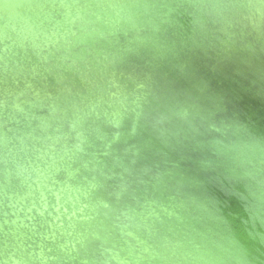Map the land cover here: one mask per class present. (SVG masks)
Here are the masks:
<instances>
[{
	"label": "water",
	"instance_id": "1",
	"mask_svg": "<svg viewBox=\"0 0 264 264\" xmlns=\"http://www.w3.org/2000/svg\"><path fill=\"white\" fill-rule=\"evenodd\" d=\"M263 58L264 0H0V246L21 253L44 230L40 213L30 223L32 204L9 195L10 186L25 187L40 157L71 153L78 168L76 154L93 146L110 153L114 169L104 181L121 195L109 194L110 185L104 194L116 221L133 232L121 255H142L153 233L165 240L199 234V246L209 245V233L182 229L179 214L157 203L163 193L208 195L232 181L227 169L251 172L264 160ZM126 112L134 113L139 134L120 140L136 145L135 155L106 142L107 128L86 134L85 121L103 114L99 122L120 132ZM95 157L87 161L106 164ZM150 202L155 209L146 208V217ZM136 213L144 216L138 226ZM120 254L108 253L104 264H117ZM167 254L163 246L161 259Z\"/></svg>",
	"mask_w": 264,
	"mask_h": 264
},
{
	"label": "rangeland",
	"instance_id": "2",
	"mask_svg": "<svg viewBox=\"0 0 264 264\" xmlns=\"http://www.w3.org/2000/svg\"><path fill=\"white\" fill-rule=\"evenodd\" d=\"M216 103H221L222 105L224 100H219ZM89 113L88 117H91ZM125 116L123 124L118 128L121 133L116 130L117 128L111 126V122H107V124L99 122L98 119H104L103 114L98 116V118L85 121L84 128L88 129L86 134L91 135V137L93 135L96 136L107 128L109 136L105 135L106 142H110L112 145L120 144L123 151L126 148L128 152L135 155L136 151H133V148L136 145L128 147L126 146L128 140H120L123 134L127 137H134L139 134L138 124L134 123L136 120L134 113L126 112ZM211 117V122L215 126L214 116L211 115ZM135 124L136 127L134 126ZM257 125L260 126V124ZM132 127L134 128L131 129ZM213 129L215 130V127ZM89 131H93V133L88 134ZM242 131L245 133V129H242ZM116 133H120V137L118 136L119 138L117 139L114 137ZM245 134L248 136H245L244 139L249 141L251 135H249V132ZM87 137L85 136V139ZM68 140L69 138L67 137L62 138L60 141L69 142ZM246 141L245 143H240L247 145ZM83 143L84 151H86L90 145V139L88 138V145H85V140ZM5 149L10 150V147L6 144ZM103 150L107 151V148H103V146L96 148L93 146L89 148L88 153L85 152V155L76 154L83 159V163H80L81 166L78 168L74 166L76 161L70 164L72 159H74V155L71 153L68 155L61 154V156L55 158L50 156L51 160L41 159L42 157H40L42 164L37 163V166L35 165L36 168L32 167L34 172L31 174H34V176L31 181L24 178L27 183H24L25 187L18 181L10 186L12 191L9 195L20 194L19 198L24 200L26 197L25 199H29L32 204L27 211H33L26 216L28 220L30 219V223L36 224L34 220L36 218L35 213H40L41 219L46 224L43 222V234H39L38 241L25 244L21 253L16 251V248H12L11 244L0 246V260H4L5 264H104L111 259L108 253H112L113 256L114 254H120L125 247H129L130 243L134 242L133 232L131 230L128 231L123 224H119L116 221L117 209L110 204L106 194H104L105 190H109L108 185L110 187L114 185H107L104 181L111 178L106 176V170L110 168L107 162L110 163L111 161L106 159L110 153L102 155ZM260 150L264 153V145ZM66 151L68 152V149ZM95 154L105 160L106 164L103 165L100 162L92 165L90 160L87 161V158L96 159ZM121 160V158H117L113 162L121 165ZM66 162H69V164L66 165ZM30 163H32L31 160ZM30 165L32 166V164ZM80 168L82 169L80 170ZM255 168L251 172L227 169L228 171L225 172L228 173L230 179L232 178V183L225 181L221 184L219 190H212L208 194L209 196L207 193L204 194L205 192L199 197L192 194L185 195L182 192L179 193L180 196L170 197L163 193L162 196L164 197H162L160 203H157V207L159 206L162 209L164 207V210L168 213H178L182 221L185 222L181 224L182 229L186 225H193L199 226L196 228L197 231L204 230L205 233H209L210 239H207L210 243L209 245L217 248L225 244L234 248L237 254L241 256L240 258L244 260L243 264H264V160L257 163ZM97 170H99V173H97ZM100 173H103V175ZM2 181L0 179V182ZM228 183L231 185H228ZM250 185L253 186L250 187ZM113 188L111 187L113 191H108L109 194L117 192L118 196L121 195ZM75 191L77 192L75 193ZM226 191L228 194H226ZM5 192H8V190H5ZM215 194L219 198H216ZM226 195L228 196L225 197ZM31 197L40 204L38 203L39 205L37 206L33 205L34 201L30 200ZM60 206L62 207L60 208ZM146 208L149 209L148 211L154 210L153 202L146 203L141 212L143 215L145 213L144 216L147 217L148 211L145 212ZM139 214L136 213L133 216L135 225L137 224L136 221H143L144 216L138 217L137 215ZM145 220L148 221L149 219L145 218ZM156 223L157 221H155L154 225ZM158 223L161 224V222ZM47 224L48 226H46ZM129 225L127 224L128 227ZM144 230L145 228H143V232ZM201 238L204 237L199 234L183 237L180 233L167 238L169 240H166L164 247L167 249L168 254L163 256V260L159 261L158 264H195L191 253L200 245L199 241L202 240ZM181 242L184 244H182L180 249ZM182 249L186 251H181ZM189 251L190 254L184 253ZM20 254L22 258L19 257Z\"/></svg>",
	"mask_w": 264,
	"mask_h": 264
},
{
	"label": "bare ground",
	"instance_id": "3",
	"mask_svg": "<svg viewBox=\"0 0 264 264\" xmlns=\"http://www.w3.org/2000/svg\"><path fill=\"white\" fill-rule=\"evenodd\" d=\"M69 163V162H68ZM67 187V186H66ZM69 187V186H68ZM64 188V187H63ZM80 189V188H79ZM68 190V189H67ZM63 191V189H62ZM77 191H75L76 193ZM84 192V191H83ZM65 193V192H64ZM63 194V193H61ZM72 195V194H70ZM69 195V196H70ZM77 195V194H76ZM27 196V195H26ZM57 196V195H56ZM60 196V195H59ZM75 196V195H74ZM82 196V195H81ZM64 197V196H63ZM26 198V197H25ZM24 198V199H25ZM55 199V198H54ZM60 201V199H59ZM70 201V199H69ZM73 201V200H72ZM82 202V201H81ZM77 204V203H76ZM79 204V202H78ZM34 205V204H33ZM57 205V204H56ZM76 206V205H75ZM80 206V205H79ZM53 207V206H52ZM62 206H60L61 208ZM42 208V207H41ZM73 208V207H72ZM71 208V209H72ZM164 208V207H163ZM39 209V208H38ZM43 209V208H42ZM41 210V209H40ZM45 210V209H44ZM61 210V209H60ZM75 210V209H74ZM82 210V209H81ZM33 211V210H32ZM64 212V211H63ZM77 212V211H76ZM82 212V211H81ZM32 213V212H31ZM49 213V212H48ZM67 214V213H66ZM65 214V215H66ZM88 214V213H87ZM90 214V213H89ZM50 215V214H49ZM34 216V215H32ZM36 216V215H35ZM51 216V215H50ZM54 216V215H53ZM64 216V215H63ZM60 217V216H59ZM58 218V217H57ZM75 218V217H74ZM84 218V217H83ZM56 219V218H55ZM76 219V218H75ZM80 220V219H79ZM166 220V218H165ZM40 222H44L42 219ZM49 222V221H48ZM45 223V222H44ZM46 224V223H45ZM57 224V223H56ZM167 222H164L162 225H166ZM48 226V224L46 225ZM57 226V225H56ZM61 226V225H60ZM59 227V226H57ZM26 228V227H25ZM54 228V227H53ZM52 228V229H53ZM62 228V227H61ZM57 229V228H55ZM68 229V228H67ZM70 233V232H69ZM72 233V232H71ZM67 234V233H66ZM50 235V234H49ZM132 235V234H130ZM165 238L161 239L158 235L150 234L145 237L142 246V255L136 251L127 252V256L119 255L117 257V264H153L154 260H162V248L165 245ZM42 244V243H41ZM40 244V245H41ZM65 245V244H64ZM67 246V245H66ZM69 246V245H68ZM41 247V246H40ZM63 247V246H62ZM61 247V248H62ZM64 248V247H63ZM74 248V247H73ZM50 249V248H49ZM43 250V249H42ZM41 250V251H42ZM34 251V250H33ZM40 251V252H41ZM72 251V250H71ZM43 252V251H42ZM70 252V251H69ZM141 252V251H140ZM68 253V252H67ZM40 254V253H39ZM145 254L146 256H143ZM191 255L194 257L195 264H243L244 260L240 258L241 256L237 254L234 248L223 245L222 247L215 248L214 246L208 245L205 242L203 245L199 246L196 250H194ZM42 258V257H41ZM56 258V257H55ZM57 259V258H56ZM18 261V260H17ZM44 261V260H43ZM4 262V263H3ZM124 262V263H122ZM0 264H5L4 260H0ZM7 264V263H6ZM17 264V263H16Z\"/></svg>",
	"mask_w": 264,
	"mask_h": 264
}]
</instances>
